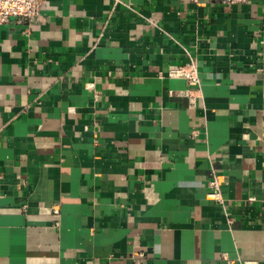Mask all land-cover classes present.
Here are the masks:
<instances>
[{
	"label": "crops",
	"instance_id": "crops-1",
	"mask_svg": "<svg viewBox=\"0 0 264 264\" xmlns=\"http://www.w3.org/2000/svg\"><path fill=\"white\" fill-rule=\"evenodd\" d=\"M0 264H264V0L0 24Z\"/></svg>",
	"mask_w": 264,
	"mask_h": 264
},
{
	"label": "built area",
	"instance_id": "built-area-1",
	"mask_svg": "<svg viewBox=\"0 0 264 264\" xmlns=\"http://www.w3.org/2000/svg\"><path fill=\"white\" fill-rule=\"evenodd\" d=\"M44 0H0V24L6 23L11 19H15L17 23H26L28 25L37 22L40 17L41 6ZM195 7H204L210 0H189ZM224 4L245 3L248 0H219ZM167 76L182 77L188 80L191 86L199 85V76L196 66L193 63L186 65H170L167 69ZM190 101V105H194V97L189 93L188 89L183 91ZM223 180L216 174H213L208 181L209 190L206 198L217 203H223L221 192V184ZM249 201L254 197H248Z\"/></svg>",
	"mask_w": 264,
	"mask_h": 264
}]
</instances>
